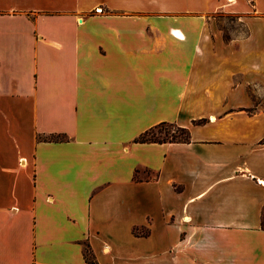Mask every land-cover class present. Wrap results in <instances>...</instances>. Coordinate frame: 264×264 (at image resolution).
Instances as JSON below:
<instances>
[{
  "label": "crops",
  "instance_id": "obj_1",
  "mask_svg": "<svg viewBox=\"0 0 264 264\" xmlns=\"http://www.w3.org/2000/svg\"><path fill=\"white\" fill-rule=\"evenodd\" d=\"M263 210L264 0H0V264H264Z\"/></svg>",
  "mask_w": 264,
  "mask_h": 264
},
{
  "label": "trees",
  "instance_id": "obj_2",
  "mask_svg": "<svg viewBox=\"0 0 264 264\" xmlns=\"http://www.w3.org/2000/svg\"><path fill=\"white\" fill-rule=\"evenodd\" d=\"M205 120H199L193 122L195 125H200L204 123ZM162 127H167L168 129H172L173 133H169L167 129H164V135L169 137L166 138H157L154 134L156 130L160 132ZM177 135H181L183 137L178 138ZM39 140L44 141H60L63 139L60 135H50L45 137H38ZM190 140V133L188 129L180 128L176 124L173 123H161L158 126H155L154 128H151L150 130L144 132L142 135L139 136V138L136 140L138 142H154V143H162V142H181V143H187ZM262 221L264 223V210L262 212ZM133 233L135 235H141L145 236L147 235V232L138 228L133 229ZM87 254V253H86Z\"/></svg>",
  "mask_w": 264,
  "mask_h": 264
},
{
  "label": "rangeland",
  "instance_id": "obj_3",
  "mask_svg": "<svg viewBox=\"0 0 264 264\" xmlns=\"http://www.w3.org/2000/svg\"><path fill=\"white\" fill-rule=\"evenodd\" d=\"M210 17L212 21L217 25V27L223 31L224 37L226 39L241 37L245 35V29L242 26V24L236 20V17L227 14H214ZM259 101L260 100H256V102ZM164 129H167V131L170 134L173 133L172 129H168L167 127H162L160 129L161 130L160 132H158V130L154 132L155 136L160 139L169 137V135L168 136L164 135ZM177 137L180 138L183 136L177 135ZM143 177L152 179L154 175H152L151 173H144Z\"/></svg>",
  "mask_w": 264,
  "mask_h": 264
},
{
  "label": "bare ground",
  "instance_id": "obj_4",
  "mask_svg": "<svg viewBox=\"0 0 264 264\" xmlns=\"http://www.w3.org/2000/svg\"><path fill=\"white\" fill-rule=\"evenodd\" d=\"M232 1V0H231Z\"/></svg>",
  "mask_w": 264,
  "mask_h": 264
}]
</instances>
